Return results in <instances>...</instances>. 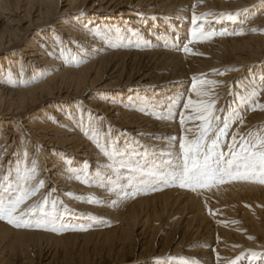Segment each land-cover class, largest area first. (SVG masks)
I'll list each match as a JSON object with an SVG mask.
<instances>
[{
	"label": "bare ground",
	"instance_id": "bare-ground-1",
	"mask_svg": "<svg viewBox=\"0 0 264 264\" xmlns=\"http://www.w3.org/2000/svg\"><path fill=\"white\" fill-rule=\"evenodd\" d=\"M67 1L66 8H61L62 0H0V52L9 51L11 47L22 44L21 53H16V58L0 56V172L5 164L3 170L7 175L13 174L15 189L24 186L22 177L27 169L26 165L28 164L30 169L35 168V177L27 186L35 188L34 185L39 187L41 183L43 186L39 187V191L22 207L34 206L39 209L46 202V210L51 211L55 205V210L58 208L59 211H64L56 214L59 217L57 225L62 223L66 226L69 223L71 228L73 222V225L79 227L85 220L84 216L96 218L97 221L99 219L96 216L103 217L107 223L114 225L109 229L93 228V232L73 235L70 234L72 230L68 232L69 230L60 227L59 232L64 234L56 237L51 230L14 227L0 220V248L3 250L0 256L5 255V250L9 254L2 264H12L14 260L20 264H28L25 259L29 260V255L34 250L38 253V263L52 264V261L55 262V254L53 256L50 252L52 248H62V256L65 257L66 251L72 245L73 251L77 248L81 264L88 263V254L83 251L88 245H93L92 252L96 251L97 247L98 250L101 249L100 246L107 248L108 259L113 258V262L123 263L127 257L134 260L171 255L172 253H167L177 250L178 247L186 250L198 236L202 239L200 243L205 246L199 245L194 253L205 264H209L212 256L206 247L212 243L210 232L213 228L211 229L208 219L201 215L203 213H200L202 205L199 207L196 199L194 200L199 191L191 194L190 188L175 189L178 186H168L172 191L169 189L170 191L164 193L141 196L142 193L149 194L158 188L166 190L163 189L165 184L154 183L147 187L140 185L139 191L133 196L131 193L134 189L127 187L128 178L132 177L133 184L137 185L141 177L127 168H119L121 162L132 166L140 163L148 168L157 166L159 170L164 171L168 168L166 162L180 155L178 135L181 125L178 119L173 118V110L179 104L173 102L183 103L189 97L192 100L195 98L194 91L188 84V68L195 67L197 62H203L196 60L182 63L187 54L184 56L185 53H182L183 57L181 52L189 47L191 33L195 31L193 25L185 24L190 15L186 10L179 11L180 16L173 13V5L179 0ZM245 1L252 3V0ZM84 8L95 13V16L86 17V22H82V16L73 14ZM121 9L128 12L130 19L117 18L118 14L122 13ZM169 10H172L171 13H168ZM141 13H160L162 17L149 21L151 18H145ZM166 14L170 15L162 20ZM140 16L142 19L138 18ZM116 18L117 20H114ZM259 19L256 24H264V17ZM100 21L106 22V25L103 26L102 22V26H97ZM149 24L153 31L151 28L145 29ZM120 31L129 37L133 33L138 39L146 42L147 49L161 42L171 41L169 34L175 31L173 36L180 43H177L179 50H173L174 46L170 45L168 49L173 52L151 49L141 53L144 59H138V53L124 55L118 42L121 44V38L126 39L128 43L130 40L124 36L119 37ZM233 36L231 33V37ZM226 49L231 52L235 50ZM240 50L245 51L244 48ZM120 55L122 60L117 61L116 57ZM76 56V60H73ZM165 56L166 59H163ZM263 57L264 39L262 43L254 44L248 49L243 59L238 55L239 64L231 65H238L242 70L249 69ZM171 62L182 69L171 68ZM132 82L144 94L137 102L128 97V94L117 97L115 103L109 101L97 104L96 98H93L97 94L96 89H110ZM158 85L171 87L155 90L154 87ZM164 90L170 92L159 95L160 92H165ZM103 93L106 94L107 91ZM76 98L80 99L77 108L74 104L72 107H69V104H58L60 100ZM84 100L91 111L94 112L93 109L96 108L101 114V122L107 121L108 125L104 123L105 132L101 135H107L108 145H103L102 141L98 144L90 136L84 139L80 137L83 130H74V126L81 127L80 113L84 111L81 110L84 108ZM132 105L134 106L131 109ZM245 115L243 125L248 128L250 115ZM252 120L258 124L264 123V114L254 116ZM172 121L176 122L171 123ZM119 135L120 140H117ZM118 185L121 190L116 191L115 187ZM261 186H248V191L245 189L247 193H241L240 198H243V201L256 200L264 206V190H260ZM124 190H127L129 195L124 196ZM93 194L100 197V203L98 200H95L98 204L90 203L91 198L96 199V196L92 197ZM107 195L122 198L116 200V197L117 202L114 203L108 199V202L103 204L101 198ZM63 213L65 216L61 219ZM36 214L39 215V212ZM220 233L224 238H231L230 233ZM77 245L79 246L75 247ZM98 255L91 254L90 258Z\"/></svg>",
	"mask_w": 264,
	"mask_h": 264
},
{
	"label": "rangeland",
	"instance_id": "rangeland-1",
	"mask_svg": "<svg viewBox=\"0 0 264 264\" xmlns=\"http://www.w3.org/2000/svg\"><path fill=\"white\" fill-rule=\"evenodd\" d=\"M67 3H68L67 0H62L61 8H66ZM180 3L182 5H180ZM177 4H179V5H177ZM243 4L245 6H248V7H245ZM220 5H222L221 8H220ZM173 6H174L173 7V13L174 14L176 13L178 16H180L179 11L186 10L188 15H190V16L186 19L187 21L185 22V24L187 26H190V24H191L195 28V31H194L195 34H194V32L191 33L192 37H191V41H190L191 43H190V45H188L189 47H187V48H189L188 51L185 52V50H184L181 52V56H183L182 53H185L184 56L187 54L186 57L183 59L184 61L182 60V63H184V62L186 63V61L203 60L202 63L197 62L195 64V67L192 66V67L188 68V69H190V73H189L190 74L189 75L190 81L188 82L190 88L193 89L192 88L193 83H196L197 86L199 87L201 80H205L208 82H213V81L216 82V87L212 91L210 98L213 100H216V107H217V109H220V112H218L217 114L221 116V119H223V117L225 115H228V113H230L232 111V109H236L242 117V123L240 121L233 123L229 129L228 135L226 137H224L223 151L225 153H227L228 152L227 145L231 143L232 135L234 133H236L238 130L241 134L245 135V137H247L248 132L254 133L256 131L258 132L260 130H264V123L258 124L254 120H252V117L264 114V91H263L264 89H261V85L264 84V72H263L264 71V57L262 60L258 61L257 63H253L252 67L249 69H243L242 70V68L238 65H235V66L231 65L234 63H238V64L240 63L239 59L237 58L238 55L240 56V58L243 59L246 56V51L248 49H251V47L254 46V44L262 43V40L264 39V26H263L264 24L259 23L257 25L256 23L258 20H260L259 18L264 17V12H263L264 11V0H252V3H247L245 0H179ZM194 7H195V9H194ZM200 7H202V8H200ZM196 9L198 12L195 11ZM219 9H221V10H219ZM171 11L172 10H169L168 13H171ZM192 11H195V12L193 13ZM121 12L122 13L118 14L119 16H117V18H121V19L125 18L127 20L130 19L128 17V14H127L128 12H126L125 10H122ZM262 12H263V14H261ZM237 13H245V14L244 15H237ZM73 14L77 15L78 17H79V15L82 16L81 19L84 20L82 22H86V20H88V19L85 20L86 17L88 18L89 16H92V15L95 16V13H93L92 11H87V9H85V8L84 9H78L77 11L73 12ZM125 14L127 16H125ZM145 14H147V13H141V16H144L145 18L148 17L149 19L151 18V20H149V21H152V19H154V18H156V20H158V18L162 17V16L160 17V13H153V14H149V15H145ZM168 15H170V14H166L162 18V20H165V18L168 17ZM63 16L64 15H57V17H63ZM141 16L138 18L142 19ZM172 17H174V16H170V18H172ZM193 17H195V21L193 20ZM117 18L114 20H117ZM166 20L171 21L172 19H166ZM96 21L97 20H95V22ZM102 22L103 21H100V23L97 24V26L101 25ZM244 23H246V24L244 25ZM104 25H106V22H103V26ZM139 25H141V24H139ZM147 26H145V29L150 30L151 25L149 24V26L148 27ZM151 29H152V31L154 30L153 28H151ZM173 33H175V31H173L169 34V36H171V41H169L167 43L161 42L160 44H157L155 46H152L150 49H147L145 46L146 45L145 41H143L142 39H138L136 35H133V33L131 34V37H129V36L125 35L122 31H120L118 36L119 37L124 36V37L128 38L130 40L129 41L130 43H128L126 39L121 38V44L119 42H118V44L121 45V49L124 52L123 53L124 55L131 56L135 53H138L137 58L140 59V58H143L141 53L149 52V50H151V49H154V50L159 49V50H164L166 52H173L172 50L168 49V48H170V45H173L174 46L173 50H175V51L179 50L177 48L179 46V45H177V43H179V42H178L177 38H175L173 36ZM231 33H232V36L234 35L233 37H231ZM158 34H160V31L158 32ZM125 42H127V43L124 44ZM21 46H22V44H18L16 47H11L9 50L10 52L2 50V52H0V56L3 58L5 57V58L14 59V58H16V55H15L16 53H18V52L21 53V51H20V48H22ZM226 48H228V49L232 48L235 50H234V52H231L230 50L227 51ZM241 48H244L245 51H241L240 50ZM117 49H119V48H117ZM121 55L116 57L117 61L122 60ZM76 58H77V56L73 60H76ZM0 59H2V58H0ZM163 59H166V56L163 57ZM68 60H69L68 62L71 61L70 58ZM170 66H172L171 68L177 67L178 70L182 69L177 64H175V63L173 64L172 62L170 63ZM196 70H199V71H196ZM250 71H253V72H250ZM236 75H238V77ZM253 83H255V84H253ZM135 86L136 85L133 84V82H132L128 85L127 84H120V85H118L116 87H112L110 89H96L95 92L97 94H95V97H93V98H96L95 101L97 104L99 102L100 103H104V102L109 103V101L115 103V102H117V97L122 96L124 94H128V97L130 96V98H133L137 102V100H141V98L144 96V94L142 93L143 91H139V88L135 87ZM209 86H210L209 84L204 85V87H206V88H208ZM258 86H260V87H258ZM168 87H169L168 85H158L154 88H155V90H159V89H166ZM129 89H131V91H129ZM252 89L254 91H256L258 93V95L256 96L255 99L251 100L250 102L242 104L239 101V97L246 95L247 92L249 93V92L253 91ZM104 91H107V93L106 94L103 93ZM169 92L170 91H167V92L162 91L159 93V95H164L165 93L168 94ZM194 96H195V93H194ZM208 98L209 97H204L203 99L207 100ZM188 99L189 98H187L186 101L183 103L181 101H174L173 102V104H179L175 107V109L173 108L174 109L173 111H175V113H173V118L178 119L179 124H180L181 114H183L184 118H185V124L183 126H181V128H180L181 131H180V134L178 135L180 142L184 138H189V139L195 138V136L198 132V129H199V125L201 123L199 120L189 119V113L184 108V105L187 103ZM196 99H197V97L195 96V98L193 99V102L196 101ZM78 100H80V99L76 98V99H69V100H64V101L60 100L58 104L64 103V104H62V106L69 104L70 105L69 107H72L73 104L75 106L78 105V102H79ZM82 103H83L84 108L82 107L81 110H84V111H82L80 113V117L82 119V120H80L81 127L78 125L74 126V130L76 128H77L76 131H78V129H80V131L83 130L82 132H80V137H83L84 139H87V137L90 136V138H92L98 144H100L102 141L103 145H108L109 138L107 137V135H104V136L101 135L102 132L103 133L105 132L104 131V127H105L104 123L106 124L107 121L102 120V122H101L100 121L101 114L95 110L96 108L93 109L94 110V112H93L87 106L85 100ZM43 106H45V105H43ZM133 106L134 105H132L130 108L132 109ZM76 108H77V106H76ZM136 108L139 109L138 107H136ZM144 108L147 109V107H144ZM137 109H135V110H137ZM72 111H74V108ZM149 111L155 112L152 109H149ZM161 111L162 110H160V113H161ZM248 112H249V114H248ZM245 114L250 115L249 119H248V122H249L248 128L245 127V124L243 125V123H244L243 117H246ZM175 122L176 121H172L171 123H175ZM240 123H241V125H239ZM107 125L108 124H106V126ZM92 127H93V129H91ZM185 129H191V132H185ZM233 129H236V130H233ZM232 132H234V133H232ZM133 136L135 137V135H133ZM118 139L120 140V135L117 137V140ZM139 144H140V142H139ZM132 161H135V160L132 159ZM4 165L5 164H3V167H4ZM27 165H26V168L28 169V167H29L28 172H30L32 169H30L29 165L27 167ZM3 167H2V170L0 172V184H3L6 187V185L13 182L11 185H12V188L14 189V179L15 178L13 177V174L12 175L9 174L10 176L5 174L6 172L3 170ZM27 169H25V170L27 171ZM25 170H24V172H25ZM35 174H36V172H35ZM5 176H6V178H5ZM11 177H12V179H11ZM6 179H7V181H6ZM9 181H11V182H9ZM30 181H28V182H30ZM36 182H37V180H36ZM36 182H35V184H37ZM242 182L243 181H240V180H232L230 182L221 183V184H223L221 186L219 183L214 184L215 186L212 185L211 187H209V188H211V190L209 188H203V187H201V189H200V187H198L199 189L195 190V192L197 191L196 193H198V191H199V193H198L199 197L196 196L198 198L195 197L194 200L196 199L195 202L198 204L199 207L202 205L200 207V210H201L200 213L202 212L203 214L206 215L205 216V215L201 214L203 217H205L206 220L208 219L207 221L211 225V229L213 228L212 229L213 231H211V229H210V231H211L210 233L212 236V238H211L212 243H210L206 247L207 252L210 254V256H212L211 259L209 260V264L210 263L211 264H264V255H257L256 257H253L251 255L252 253L264 254V206L256 200L243 201V198H240L241 195L244 194V192H246L247 189H249L248 186L249 187L259 186L260 187L261 185L258 183H255V182H252V184H253L252 185L251 182L249 183V181H245L246 186L248 185L246 188L245 182H243V183ZM241 183H242V185H241ZM238 184L240 187L238 186ZM263 185L261 186L260 190H264ZM34 186L38 187V185H34ZM143 186L147 187V185H143ZM164 186L165 187H163V189H166L165 191L162 190V188L161 189L158 188L155 190L156 192L154 191V192L149 193V194L142 193L141 196L148 197V196H152L156 193L160 194V193H164V192L171 190L170 188H169L170 190L168 189V185H164ZM241 186H242V188H241ZM212 187H213V189H212ZM214 187H215V190H214ZM230 187H232V188H230ZM115 189H116V191L121 190L119 185H118V187H115ZM175 189H181V187L178 186ZM208 189L210 191H208ZM254 190L255 189H253V191ZM200 191H202V192H200ZM204 191L206 194L204 193ZM220 191L222 192V194ZM230 191H231V193H230ZM251 191H252V189H251ZM195 192L193 190H191L190 193L195 194ZM249 192H250V190H249ZM190 193H188V194L191 195ZM230 194L233 196H231ZM95 196H96L95 194L92 195V197H95ZM214 196H215V198H214ZM103 197H105V198H101V199H103L102 200L103 204L107 203L108 199L110 202L114 203V202H117L116 200L122 198V197L118 198V196L113 197L112 195H110V196L107 195V196H103ZM116 197H117V199H116ZM225 197H227V198L225 199ZM92 199H93V201H92ZM95 200L96 201L98 200V202L100 203V197L99 196L98 197L96 196V199L95 198L90 199V201L93 204H98V202H96ZM67 201L70 202L69 200H65V202H67ZM101 205H102V202H101ZM46 208H45V211H47ZM67 209H69V208H67ZM55 211H56V214H59L61 212V211H59L58 208ZM62 212H64V211H62ZM83 213H85V212H83ZM63 216H65L64 213H63L61 219H63ZM96 217H98V219H99L98 221L96 220V218H92L90 216L89 217L84 216L85 220L82 221L83 224H82V226L80 225L79 227L76 225H73V222H72L71 225L76 226L77 229H75L76 227H72V226L70 228V226L68 225L69 223H67L66 226L64 224L60 223L57 225V227L59 229H60V227L63 229H67V230H69L68 232H70L72 230L70 232V234L73 235L76 233L77 234L78 233L79 234H85V233H87V231L93 232L95 228L98 230L103 229V228L109 229L114 225V223H111V222H110L111 224L109 222L107 223V221L104 220L106 218L103 219V217H99V216H96ZM79 220L81 221L80 218H79ZM90 222H91V224H90ZM106 223H107V225H106ZM5 225H7V224H5ZM88 225H89V227H88ZM105 225H106V227H105ZM153 225H155V224H153ZM215 225H216V227H215ZM83 228L85 230H81ZM91 228L92 229L94 228V229L92 230ZM73 230H74V233H73ZM221 231L230 233L231 238H229V239L224 238L222 236V234L220 233ZM52 233L57 235L56 237L60 236L59 234H64V232L60 233L59 231H53ZM212 233H214L215 235ZM201 240L202 239L200 238V236H198L197 239L192 243V246H190L186 250H184V248L178 247L177 250H174L173 252L169 251L167 253V254L172 253L171 255H163V256H157V257L156 256H153V257L149 256V257H145V258H141V259H134V260H132L131 258L129 259L127 257L126 259H124L126 261H124L123 263L113 262L112 261L113 258L108 259L107 258V255H108L107 252L109 250L107 248H103L102 246H100L101 249L98 250L99 247H97V250L92 252V250L94 249L93 245H88V246L83 248V251H86L88 254V261H87L88 263H85V264H184L185 260L195 261L196 264H205V262H203L202 259H199L198 256L194 253V251L197 250V247L199 245L200 246L202 245V243H200ZM217 243H218V245H217ZM214 244H216V246ZM78 246L79 245H77L75 247H78ZM76 249L77 248H75L73 251V245L70 246L68 248V251H66V254L64 257V256H62V255H64L63 254L64 250H62V248H60V247L52 248L50 250V252L53 256L55 254V258H54L55 262L53 263V261H52L51 263L52 264H81V262L78 258L79 254H78V251H76ZM2 251L3 250L0 248V255H1ZM36 252L37 251H35V250L31 251V253L29 255L30 259L29 260L25 259L26 263L28 262V264H29V263L33 262L34 264H46L47 262L38 263L39 257H37L38 253H36ZM3 254H5L3 257L0 256V264H2L5 261V259L7 258V255H9L6 252V250H5V253H3ZM91 254L92 255L93 254H99V255L94 256V258L91 259L90 258ZM111 255L113 256V254H111ZM12 264H20V262H18L17 260H14L12 262Z\"/></svg>",
	"mask_w": 264,
	"mask_h": 264
},
{
	"label": "snow or ice",
	"instance_id": "snow-or-ice-1",
	"mask_svg": "<svg viewBox=\"0 0 264 264\" xmlns=\"http://www.w3.org/2000/svg\"><path fill=\"white\" fill-rule=\"evenodd\" d=\"M245 13H237L244 15ZM195 21V17H193ZM186 52L187 48L184 49ZM209 84L208 88L204 87ZM216 87V82L200 81L199 87L193 83V91L197 97L195 103L189 97L184 105L189 113V119L199 120L198 132L195 138H184L179 143L180 155L169 159L166 164L167 170L161 171L157 166L148 168L146 165L137 163L135 166L121 162L119 168H127L132 173H138L141 179L138 184H133V178H128V188H133L131 195L139 191L140 185H151L163 183L168 186H179L190 188L195 191L198 187L209 188L214 184L230 182L232 180L249 181L264 184V130L249 132L247 137L239 131L232 135V141L227 145L228 152L223 151V140L228 135L233 123L240 121L242 117L236 109H232L223 119L217 113L220 109L216 107V100L211 99V93ZM264 89V84L261 85ZM258 93L251 91L240 96L239 101L244 104L255 99ZM204 97H209L207 100ZM194 114V115H193ZM180 124H185L184 115L181 114ZM191 132V129H185ZM36 169L31 172L25 171L22 179L24 186L12 188L0 184V220L6 221L14 227H25L44 230L59 231L55 205L52 211H45L44 206L37 209L34 206L23 208L33 195L42 187L29 188L28 181L34 179ZM146 177V179H145ZM86 182V181H81ZM123 195H129L127 190ZM91 202V201H90ZM37 211L39 215H37ZM85 230V229H81ZM253 257L257 254L252 253ZM184 264H196L195 261L185 260Z\"/></svg>",
	"mask_w": 264,
	"mask_h": 264
}]
</instances>
